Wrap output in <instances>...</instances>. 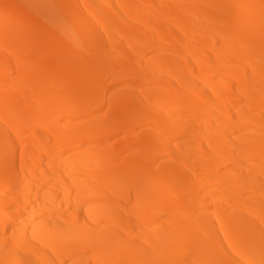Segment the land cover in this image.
<instances>
[{
	"label": "bare ground",
	"instance_id": "1",
	"mask_svg": "<svg viewBox=\"0 0 264 264\" xmlns=\"http://www.w3.org/2000/svg\"><path fill=\"white\" fill-rule=\"evenodd\" d=\"M4 215L0 264H264V0H0Z\"/></svg>",
	"mask_w": 264,
	"mask_h": 264
},
{
	"label": "rangeland",
	"instance_id": "2",
	"mask_svg": "<svg viewBox=\"0 0 264 264\" xmlns=\"http://www.w3.org/2000/svg\"><path fill=\"white\" fill-rule=\"evenodd\" d=\"M5 219V215L0 218V221H3ZM88 256V255H87ZM83 257V256H82Z\"/></svg>",
	"mask_w": 264,
	"mask_h": 264
}]
</instances>
